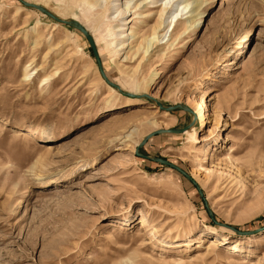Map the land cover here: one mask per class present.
Returning a JSON list of instances; mask_svg holds the SVG:
<instances>
[{"label":"rangeland","instance_id":"obj_1","mask_svg":"<svg viewBox=\"0 0 264 264\" xmlns=\"http://www.w3.org/2000/svg\"><path fill=\"white\" fill-rule=\"evenodd\" d=\"M23 1L106 81L0 0V264H264V0Z\"/></svg>","mask_w":264,"mask_h":264},{"label":"bare ground","instance_id":"obj_2","mask_svg":"<svg viewBox=\"0 0 264 264\" xmlns=\"http://www.w3.org/2000/svg\"><path fill=\"white\" fill-rule=\"evenodd\" d=\"M97 1H100V0H97ZM85 2L88 4V5H91V2H93L92 0H85ZM100 3V2H99ZM102 3V2H101ZM151 4H154L156 8H159V12H158V19H159V22L157 24H155L153 27H152V33H151V38L148 40L147 42V48L152 46L153 45V40L158 38H161L160 40H162L167 32H168V29L169 30V35L170 33H172V31L174 30V28L176 27V25L178 24V22L180 21V18H181V12L183 10L186 9L187 5L185 3L184 0H151ZM125 5V4H124ZM123 9V8H122ZM117 11H119V8H117ZM124 13V11L120 10L119 13H118V16L119 15H122ZM165 13V15H167L164 20H162V15ZM188 13V12H187ZM165 24L166 25V31L158 36V37H155V34H156V31L160 28L161 25ZM120 31H123V30H116V32H120ZM123 34V33H122ZM122 34H118L116 35L119 39H123L124 35ZM168 35V36H169ZM146 48V50H147ZM24 75H23V78L24 79H28L32 74H35V73H32L31 75L28 74L27 72V65L25 66L24 68ZM35 72V71H33ZM110 91H112L110 88H109ZM114 93V92H112ZM127 94V93H125ZM130 95V94H128ZM131 96V95H130ZM204 102L201 101L200 104H199V107L203 106ZM128 105H132L131 102H128ZM198 119L200 121V127H203L204 126V120L208 118V115L206 114V112H201L200 114H198ZM48 132H45V131H40V132H37L35 135L38 136L40 135V137H44L45 134H47ZM185 133H188V131L184 132ZM49 134V133H48ZM50 135V134H49ZM51 136V135H50ZM51 138V137H50ZM43 184V183H41ZM222 228V227H221ZM225 229V228H223ZM227 230V229H226ZM218 245V244H217ZM216 245H213V244H210L209 245V249H214ZM200 254H197L196 255V258L199 257ZM247 264H256L255 262L253 261H249L248 260V263Z\"/></svg>","mask_w":264,"mask_h":264},{"label":"water","instance_id":"obj_3","mask_svg":"<svg viewBox=\"0 0 264 264\" xmlns=\"http://www.w3.org/2000/svg\"><path fill=\"white\" fill-rule=\"evenodd\" d=\"M24 7H27V8H30V9H34L36 11H38L39 13L49 17L50 19H52L54 22L58 23V24H61V25H66L68 27H71L77 31H79L84 37L85 39L87 40V42L89 43L90 47H91V50L94 54V57H95V60L97 62V65L99 67V72H100V75L101 77L106 81L105 77H104V74L102 72V69L100 67V63H99V60H98V57L96 55V52H95V49H94V44H93V41H92V37L86 32V30L77 22V21H74V20H69V21H64L62 19H59L57 18L56 16L52 15L50 12H48L46 9H44L43 7L41 6H38V5H34V4H30V3H27L23 0H18ZM180 109L184 110V111H187L188 110L184 107H179ZM186 129L184 130H163V131H157V132H154L150 135H148L146 138H149L151 136H154V135H157V134H166V133H170V134H179V133H182L184 132ZM145 138V139H146ZM144 139V140H145ZM142 141L140 146L144 144L145 141ZM152 161L158 163V164H161V165H164V166H167V167H170L172 169H175L176 171L182 173L180 170H178L176 167H174L173 165H171L170 163L162 160V159H152Z\"/></svg>","mask_w":264,"mask_h":264}]
</instances>
